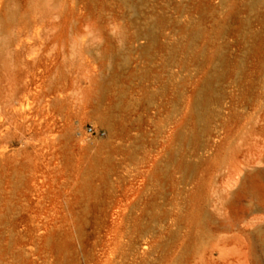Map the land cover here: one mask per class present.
<instances>
[{"label":"rangeland","instance_id":"374dc122","mask_svg":"<svg viewBox=\"0 0 264 264\" xmlns=\"http://www.w3.org/2000/svg\"><path fill=\"white\" fill-rule=\"evenodd\" d=\"M0 264H264V0H0Z\"/></svg>","mask_w":264,"mask_h":264},{"label":"built area","instance_id":"2783aa9c","mask_svg":"<svg viewBox=\"0 0 264 264\" xmlns=\"http://www.w3.org/2000/svg\"><path fill=\"white\" fill-rule=\"evenodd\" d=\"M90 133H92V131L90 130Z\"/></svg>","mask_w":264,"mask_h":264}]
</instances>
